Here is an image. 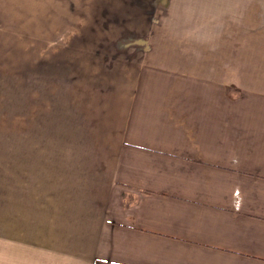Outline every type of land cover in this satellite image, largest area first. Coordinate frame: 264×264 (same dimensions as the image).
I'll use <instances>...</instances> for the list:
<instances>
[{
  "label": "rangeland",
  "instance_id": "obj_1",
  "mask_svg": "<svg viewBox=\"0 0 264 264\" xmlns=\"http://www.w3.org/2000/svg\"><path fill=\"white\" fill-rule=\"evenodd\" d=\"M199 9L218 17L213 50L181 38L208 29L177 30ZM165 52L263 74L264 0H0V264L77 263L133 66Z\"/></svg>",
  "mask_w": 264,
  "mask_h": 264
},
{
  "label": "crops",
  "instance_id": "obj_2",
  "mask_svg": "<svg viewBox=\"0 0 264 264\" xmlns=\"http://www.w3.org/2000/svg\"><path fill=\"white\" fill-rule=\"evenodd\" d=\"M199 10L177 30L208 29L181 38L213 50L218 17ZM205 53L133 66L107 197L74 264H264V73Z\"/></svg>",
  "mask_w": 264,
  "mask_h": 264
}]
</instances>
